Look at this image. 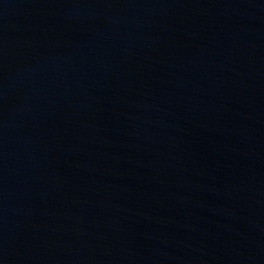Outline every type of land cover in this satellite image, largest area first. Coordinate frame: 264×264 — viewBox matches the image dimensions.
I'll use <instances>...</instances> for the list:
<instances>
[{
	"label": "water",
	"instance_id": "water-1",
	"mask_svg": "<svg viewBox=\"0 0 264 264\" xmlns=\"http://www.w3.org/2000/svg\"><path fill=\"white\" fill-rule=\"evenodd\" d=\"M0 264H264V0H0Z\"/></svg>",
	"mask_w": 264,
	"mask_h": 264
}]
</instances>
